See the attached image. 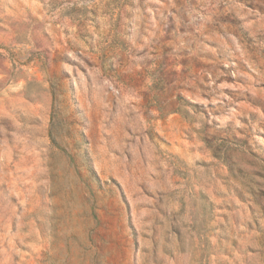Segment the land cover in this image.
<instances>
[{"label":"rangeland","instance_id":"rangeland-1","mask_svg":"<svg viewBox=\"0 0 264 264\" xmlns=\"http://www.w3.org/2000/svg\"><path fill=\"white\" fill-rule=\"evenodd\" d=\"M0 264H264V0H0Z\"/></svg>","mask_w":264,"mask_h":264},{"label":"trees","instance_id":"trees-1","mask_svg":"<svg viewBox=\"0 0 264 264\" xmlns=\"http://www.w3.org/2000/svg\"><path fill=\"white\" fill-rule=\"evenodd\" d=\"M50 138H52V143H54L53 137H52V132L50 131Z\"/></svg>","mask_w":264,"mask_h":264}]
</instances>
